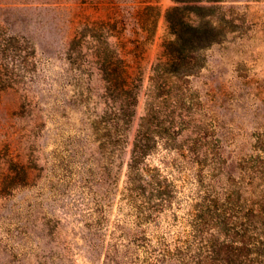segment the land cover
Here are the masks:
<instances>
[{"label":"rangeland","instance_id":"1","mask_svg":"<svg viewBox=\"0 0 264 264\" xmlns=\"http://www.w3.org/2000/svg\"><path fill=\"white\" fill-rule=\"evenodd\" d=\"M176 4L0 0V264H264V0L198 2L215 40L150 85ZM105 44L138 80L127 124L91 65Z\"/></svg>","mask_w":264,"mask_h":264},{"label":"trees","instance_id":"2","mask_svg":"<svg viewBox=\"0 0 264 264\" xmlns=\"http://www.w3.org/2000/svg\"><path fill=\"white\" fill-rule=\"evenodd\" d=\"M177 4L168 8L165 13V19L168 23L173 39L165 44V56L167 61L156 62L152 68L150 76L151 83H157L160 78V73L179 74L182 72V63L189 57L190 51L197 45L209 44L215 40L214 26L210 20L204 22H194L190 18V13L199 15L197 11L204 9L203 6L198 5V2L203 0H173ZM216 1V0H205ZM80 44H77L74 38L68 48V61L71 63L76 60L73 53ZM95 60H92L91 65L99 73L100 82L102 83V91L112 108L110 114H114L115 121L122 124L130 122L133 116L132 108L135 106L138 96V84L129 74V64L117 48L113 44H105L103 54L95 52L92 54ZM153 85V84H152ZM152 100L163 92L161 85L152 87ZM160 89V91H159ZM156 90V91H155ZM151 91V90H150ZM156 92V93H155ZM154 101L146 102V112H154ZM105 113V112H104ZM107 114V112H106ZM106 117V118H105ZM103 121L108 120V115L103 116ZM146 115L140 118L138 123V130L134 137L133 145L131 148L129 162L127 163L126 184H133L139 181L143 174L148 172L142 164V159L148 154L150 145L142 141L141 129L143 128L142 122L145 120ZM112 119V118H111ZM102 120V119H101ZM149 120V119H148ZM115 124H118V123ZM149 175V174H148ZM153 176V174H152ZM154 184V183H152ZM157 187L161 186L160 181L154 184ZM137 187V184H134ZM131 189V190H132Z\"/></svg>","mask_w":264,"mask_h":264}]
</instances>
